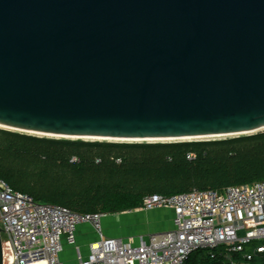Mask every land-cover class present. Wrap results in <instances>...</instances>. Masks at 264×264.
<instances>
[{"label": "water", "instance_id": "water-1", "mask_svg": "<svg viewBox=\"0 0 264 264\" xmlns=\"http://www.w3.org/2000/svg\"><path fill=\"white\" fill-rule=\"evenodd\" d=\"M0 127L168 143L256 134L264 0H0Z\"/></svg>", "mask_w": 264, "mask_h": 264}, {"label": "trees", "instance_id": "trees-1", "mask_svg": "<svg viewBox=\"0 0 264 264\" xmlns=\"http://www.w3.org/2000/svg\"><path fill=\"white\" fill-rule=\"evenodd\" d=\"M263 180L264 131L214 140L114 143L0 129V181L36 202L81 215H117L140 209L150 196L222 192ZM212 256L197 251L184 264L237 259Z\"/></svg>", "mask_w": 264, "mask_h": 264}, {"label": "built area", "instance_id": "built-area-1", "mask_svg": "<svg viewBox=\"0 0 264 264\" xmlns=\"http://www.w3.org/2000/svg\"><path fill=\"white\" fill-rule=\"evenodd\" d=\"M161 209L172 212V230L141 237L133 246L103 234L107 215H81L36 202L0 181L3 264H66L64 245L75 246L81 224H89L97 239L85 256L76 248L71 264H184L197 251L236 256L231 264H264V180L222 192L150 196L138 210Z\"/></svg>", "mask_w": 264, "mask_h": 264}, {"label": "rangeland", "instance_id": "rangeland-1", "mask_svg": "<svg viewBox=\"0 0 264 264\" xmlns=\"http://www.w3.org/2000/svg\"><path fill=\"white\" fill-rule=\"evenodd\" d=\"M263 131L264 130L259 131V132H263ZM259 132H257V133H259ZM23 134H25V133H23ZM25 135H31V134H25ZM248 135H250V134H248ZM31 136L45 137V138H51V139H60V138H52V137H46V136H41V135H31ZM231 137H223V138H216V139H224V138H231ZM233 137H236V136H233ZM68 140H76V139H68ZM81 140L82 141H89V142L97 141V140H90V139H88V140L87 139H81ZM100 142H102V141H100ZM103 142H111V141H103ZM114 143H132V142H114ZM133 143H166V142H133ZM161 210H164V209H161ZM158 211H160V210H158ZM168 215H169V213H167V212H164L161 215L160 214L157 215V218L154 219L153 223H151L150 221H148L149 223H146V219L143 216L140 219V221L138 222V225L136 227H124L122 230L119 228L118 223L120 222V220L124 221L127 217L126 216L107 215L104 218L105 220H103L105 222V227L103 229H104V233L107 230L113 231L114 233H118V232L122 233V236H123L122 240L131 242V244L133 246H136L139 243L140 234H143V236L144 235L146 236V235L163 233L164 232L163 229L166 226H168V224H169ZM160 222H161V224L158 228H160L162 226V229L156 230L155 228H153L156 223H160ZM125 225H126V223H125ZM91 228L87 224H81L75 230V233H74L75 245H79V243H80V248L82 251H84L85 247H87L90 243L94 242L97 239V234ZM147 228H149V229H147ZM151 228H153V229H151ZM168 230L171 231L172 227L171 228L169 227ZM140 231H141V233H139ZM68 251H69V247L67 244H65L62 254L66 253V255H67ZM202 254L203 253L201 252L200 255H202Z\"/></svg>", "mask_w": 264, "mask_h": 264}, {"label": "crops", "instance_id": "crops-1", "mask_svg": "<svg viewBox=\"0 0 264 264\" xmlns=\"http://www.w3.org/2000/svg\"><path fill=\"white\" fill-rule=\"evenodd\" d=\"M164 212H167V213H169V215H168V217H169V224H168V226H166L164 229H163V231L164 232H168L169 230H168V228L170 227H172V217H173V214H172V212L170 211V210H160V211H158V210H155V211H150V212H144V211H140V210H134V211H129V212H126V213H121V214H117V215H115V216H126L127 218L124 220V221H122V220H120V222L118 223V226H119V228L122 230L124 227H136L137 225H138V222L140 221V219L144 216L145 217V219H146V223H149L148 221H150L151 223H153L154 222V219H156L157 218V215H161V214H163ZM103 220H105L104 218H103ZM102 220V221H103ZM125 223H126V225H125ZM150 223V224H151ZM160 224H161V222L160 223H156L155 225H154V227L153 228H155L156 230H160V229H162V226L160 227V228H158L159 226H160ZM88 226H90L89 224H87ZM149 225V224H148ZM105 227V222L103 221L102 222V231H103V234L106 236V237H111V238H118V239H123L122 237V233H120V232H118V233H114L113 231H109V230H107L105 233H104V228ZM90 228H91V226H90ZM153 228H151V229H153ZM92 229V228H91ZM147 229H149V228H147ZM163 232V233H164ZM139 233H141V231L139 232ZM147 233V232H146ZM158 234H160V233H158ZM147 236H149V235H144L143 236V234H140V236H139V238H141V237H143L144 239H146L147 238ZM123 242H125V243H131V242H128V241H124L123 240ZM69 247V251H68V253H67V255H66V253H63L62 255H61V257H62V260L66 263V264H71L72 262H74V260H75V257H76V254H77V252H76V248H78V252L80 253V255H82V256H85L86 254H87V251H88V246L87 247H85V249H84V251H82L81 250V248H80V243H79V245H75V246H68Z\"/></svg>", "mask_w": 264, "mask_h": 264}, {"label": "bare ground", "instance_id": "bare-ground-1", "mask_svg": "<svg viewBox=\"0 0 264 264\" xmlns=\"http://www.w3.org/2000/svg\"><path fill=\"white\" fill-rule=\"evenodd\" d=\"M2 129H4L3 127H0ZM7 129V128H6ZM10 131H15V130H12V129H8ZM22 133V132H20ZM26 134H31V135H38V134H33V133H26ZM41 136H46V137H52V138H58V137H54V136H48V135H41ZM74 139V138H72ZM88 140V139H87ZM90 140H97V141H111V142H114V141H117V142H140V140H135V141H121V140H102V139H90ZM146 141V140H145ZM148 142H167V141H172V140H147ZM40 264H43V263H40Z\"/></svg>", "mask_w": 264, "mask_h": 264}]
</instances>
